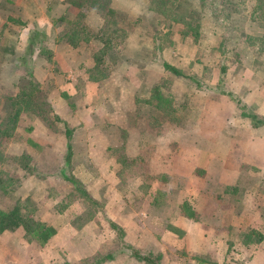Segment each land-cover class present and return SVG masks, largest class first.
<instances>
[{"label": "rangeland", "instance_id": "1", "mask_svg": "<svg viewBox=\"0 0 264 264\" xmlns=\"http://www.w3.org/2000/svg\"><path fill=\"white\" fill-rule=\"evenodd\" d=\"M105 1L109 6V0ZM143 2L144 5L139 7H145L142 18L115 13L114 20L117 19V22H111L114 27L120 26L122 33L117 36L121 35V43L127 49L118 50L119 56H116L115 48L105 50V54L108 53L105 60L110 62L108 66H116L112 70L125 67V62L129 63L128 71L134 73L129 90L139 92L137 96L130 93L129 101L127 97H118L119 101L127 102L128 107L115 120L118 126L122 125L114 133L118 136L115 144L116 175L121 183L129 186L137 178H133V175L141 172H177L171 187H167L171 180L163 174L166 177L161 181V190H165L168 196L160 199L161 205L172 212L173 206L179 204L180 214L199 220L200 214L195 207L185 201L186 198H182L178 191L183 188L186 172L206 170L191 167L190 160L184 159L185 146L189 151L193 149L195 153L192 157L197 158L200 149L206 154L214 148L215 143L222 152L226 139L232 136L229 116L239 115L254 128L264 125V120L258 118L256 109L252 107L257 105L264 112V10L253 12L254 0H167L162 9L151 0ZM180 14V18L186 17L185 22L190 23V33H186L187 23L179 24L171 18ZM192 33L198 34V37ZM105 36L113 38L109 33ZM0 42H4L7 49V39H0ZM117 60H120V64H117ZM164 64L175 67L185 77L165 70ZM48 67L32 69V75L28 74L32 79H23L19 89L8 90L7 81L0 82V88L4 90L0 91V112L3 110L15 117L11 122L14 130L12 141L21 144L27 136L39 141L43 136L42 128L34 130L31 124L43 127L53 135L65 128L61 120L50 112L48 98L36 94L39 90L49 92L57 85L50 77L54 73L53 67ZM112 70L99 65L91 70V77L106 80ZM112 86L117 90L123 89L120 82ZM22 88L24 90H20ZM124 92L125 88L120 94ZM110 99L93 98L92 105L97 109L91 120L92 131L109 121L111 110L108 111L105 106H110L106 103ZM213 116L222 120V125L219 120L211 122ZM250 116H255L256 121H252ZM2 118L5 115L0 114ZM239 127L243 128L242 123ZM71 133L69 130L68 136ZM5 134L0 133V211L14 212L20 218L49 227L45 219L53 220L55 211H67L74 222L80 223H74L75 227L89 232L90 240L85 241L87 247H91V234H96L100 238L98 243L102 245L101 249L106 253L112 252L114 255L118 251L128 250L136 259L134 250L123 240L121 228L118 226L119 230H115L109 227L111 220L103 212V207L101 209V205L107 201V185L95 169L92 172H76L80 180L71 172L68 177V172L65 175L58 172L56 176L54 172L39 171L38 159H32L18 149L9 150L11 140L3 142L2 136ZM25 165L26 170L22 168ZM47 179L50 180L49 185H45ZM227 197L229 199L225 196L220 197L217 203H209L208 212L213 216L216 213L228 216L233 208L228 203L231 196ZM246 203L240 205V217L245 222L243 230L247 232L243 235H248L249 239L245 238L243 244L231 240L227 256L221 258L219 254L217 256L216 233H212L207 235L205 247L192 244L194 251L183 252L177 258L180 263L245 264L248 260L250 264H264V208L257 205V198ZM167 212V209H160L158 217L164 218ZM74 231L79 232H70ZM5 232L17 237L1 236L4 239L0 240V264H23L21 252L15 251L23 246L29 251L32 264H41L38 257L40 245L36 241L30 240L21 228L5 230L0 235ZM57 232L63 237L61 230H55V234ZM250 240L254 242L253 254L248 258L243 249L244 243L247 245ZM52 244V247L48 246L49 249L62 247L63 242L54 239ZM175 251L170 253L173 258L176 257ZM144 256H150L160 264V254ZM94 258L91 255H75L70 257L69 262L61 264H91ZM48 259L53 264L57 258L49 256Z\"/></svg>", "mask_w": 264, "mask_h": 264}, {"label": "crops", "instance_id": "2", "mask_svg": "<svg viewBox=\"0 0 264 264\" xmlns=\"http://www.w3.org/2000/svg\"><path fill=\"white\" fill-rule=\"evenodd\" d=\"M96 2L98 0H0V39H7V49L4 42H0V48L3 47L0 50V82L7 81L8 90L19 89V83L23 79H32L28 76L32 75V69L51 65L54 73L50 77L57 82L56 87L49 92L39 90L36 94L48 98L50 112L72 131L69 137L65 128L53 135L47 129L31 124L34 130L42 128L43 136L40 140L27 136L20 144L11 139L9 150L24 151L30 158L38 159L37 170L54 172L56 176L58 172L63 175L68 172L66 175L69 177L71 172L79 179L76 172H92L95 169L107 185V201H104L101 209L103 207V212L107 213L111 222L121 228L126 245L141 256L160 254V264H182L177 258L183 252L194 251L192 244L195 247H205L207 235L216 233L217 256L219 254V257L224 258L231 240L243 244V240L248 238L247 234L243 235L247 232L243 230L245 222L240 217V205L257 198V205L264 208V125L254 128L239 115L229 116L232 121L229 132L232 136L226 139L222 152H219L215 143L214 148L206 154L200 149V156L197 158L192 157L195 153L193 149L189 151L185 146L184 159L190 160L191 167L206 170L186 172L183 176V188L178 191L182 198H186L185 201L195 207L200 214L199 220L180 214L179 204L173 206L172 212L161 205L160 199L168 196L165 190H161V181L167 176L171 180L167 187H171L177 172H141L133 175V178L137 177L133 184L127 186L121 183L116 175L118 164H115V144L118 136L114 133L122 125L118 126L115 120L118 114L126 111L128 103L119 101L118 97H127L129 101L130 93L133 94L131 96H137L139 92L129 90L134 73L128 71V62L124 61L125 67L112 70L116 66L109 67L110 62L105 60L107 48L117 49L116 56H119L118 50L127 47L121 43V35L117 36L122 33L120 26L106 25L101 13L94 8ZM142 5L143 0H109V8L116 15L131 18H142L145 14V7L139 8ZM108 33L113 38L105 36ZM116 62L120 64V60ZM99 65L103 69L107 67L108 71L112 70L106 80L91 77V70ZM116 82H120L121 87L125 88L123 95L120 94L123 89L117 90L112 86ZM0 91L4 92L1 88ZM104 97L111 98L106 102L110 106H105L108 111L111 110L109 121L106 120L107 124L105 122L101 128L92 131L91 120L97 109L92 105L93 98ZM73 98L75 100L71 101ZM252 107L256 109L258 118L264 120L263 109L260 111L257 105ZM212 118L213 123L219 120L216 116ZM221 121L219 120L220 125ZM241 123L243 128L239 127ZM68 153L70 164L68 163L67 169L64 158ZM91 164H94L93 167ZM22 168L28 169L26 165ZM49 183L50 180L47 179L45 185ZM225 196L226 199L231 196L228 200L233 208L231 213L228 216L218 213L213 216L209 213V203H217L220 197ZM160 209L168 210L164 218L158 217ZM69 216L67 211H55L53 220L45 219L56 231L61 230L63 237L57 232L47 244L39 246L38 257L41 264H51L49 256L57 258L55 263L61 264L69 262L70 257L75 255H91L95 260L106 255L113 256L100 264H147L132 257L128 250L118 251L114 255L112 252L106 253L101 249L102 245L98 243L100 238L96 234H91V247H87L85 241L88 238L90 240L89 232L75 227V224L80 223L74 222ZM71 230L79 232L71 233ZM2 235L17 237L5 232L0 235V240L4 239L1 238ZM54 239L63 242V248L49 249L48 246L52 247ZM251 241L247 245L244 243L243 251L248 258L253 254L251 250L254 242ZM24 247L26 246L16 248L18 250L15 251L21 252L23 264H32L29 251ZM174 250L180 252L177 255L175 251V258L170 256ZM245 264L250 263L247 260Z\"/></svg>", "mask_w": 264, "mask_h": 264}, {"label": "trees", "instance_id": "3", "mask_svg": "<svg viewBox=\"0 0 264 264\" xmlns=\"http://www.w3.org/2000/svg\"><path fill=\"white\" fill-rule=\"evenodd\" d=\"M151 1H153V3L158 5V7L161 9L165 7L166 2H167V0H151ZM94 8L101 13L102 17L105 19L106 25L111 24L112 21L113 23L117 22L115 21L117 19L114 20L115 12L109 8L108 4L105 1L98 0V2L94 4ZM256 10L257 11L264 10V0H254L253 12ZM171 11L172 10H170V12ZM180 17H181V14L177 16L176 15L172 16L171 18L174 19V21L179 24L187 23V26L185 25V27H187L188 29L186 33H190L191 30L188 28L190 23L185 22L186 17L185 18H180ZM192 35H194L195 37H198V34L196 33H192ZM163 67L165 70L173 73L174 75L185 77L175 67L169 64H164ZM0 114H2V116L5 115L4 119L3 118L0 119V126H1L0 133L6 132V134L3 135L2 137H4L3 142H8L13 138L12 134L14 130L11 127V122L13 123V121L15 120V117L12 115H8L3 110L2 112H0ZM250 118L252 121H256L255 116H250ZM64 126H65V133L67 137H69L68 136L69 129L67 128L65 124ZM64 161H65V165H67L68 167L69 165L68 163L70 162V153H68V155L64 158ZM16 214L17 213H14V212L7 213V212L0 211V226L2 225V227L0 228V233L5 230L14 231L16 229L21 228L24 231V233L29 237L30 240L36 241L40 246H44L45 244H47L49 240L55 235V230L52 227H49L39 222H35V221L33 222V220H30V219L27 220V219L20 218ZM108 224H109V227H111V229L119 230L118 226L115 225L114 223L108 222ZM133 255H135L136 259L140 261H144L148 264H158V262H156V260L151 259L150 256L148 257L140 256L136 251H133ZM112 258H113L112 255H106L103 258H100L97 260H95L94 258V262L91 264H100Z\"/></svg>", "mask_w": 264, "mask_h": 264}]
</instances>
